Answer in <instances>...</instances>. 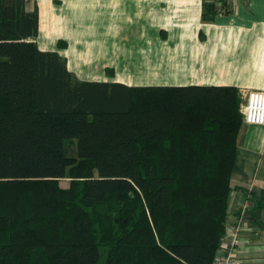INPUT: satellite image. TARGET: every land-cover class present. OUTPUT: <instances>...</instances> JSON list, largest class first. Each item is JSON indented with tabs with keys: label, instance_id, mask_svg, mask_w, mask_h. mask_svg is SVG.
<instances>
[{
	"label": "trees",
	"instance_id": "trees-1",
	"mask_svg": "<svg viewBox=\"0 0 264 264\" xmlns=\"http://www.w3.org/2000/svg\"><path fill=\"white\" fill-rule=\"evenodd\" d=\"M38 32L0 0V264H215L240 90L82 81Z\"/></svg>",
	"mask_w": 264,
	"mask_h": 264
},
{
	"label": "crops",
	"instance_id": "crops-1",
	"mask_svg": "<svg viewBox=\"0 0 264 264\" xmlns=\"http://www.w3.org/2000/svg\"><path fill=\"white\" fill-rule=\"evenodd\" d=\"M26 2L39 11V48L58 51L79 80L264 91V0ZM231 182L226 226L244 221L233 264H264V126L243 123Z\"/></svg>",
	"mask_w": 264,
	"mask_h": 264
},
{
	"label": "built area",
	"instance_id": "built-area-1",
	"mask_svg": "<svg viewBox=\"0 0 264 264\" xmlns=\"http://www.w3.org/2000/svg\"><path fill=\"white\" fill-rule=\"evenodd\" d=\"M241 110L244 114V123L264 126V91H249L246 103ZM243 225V219H239L236 223L228 226L227 231L222 238L220 247L223 249V246H225V252L217 254L215 264L234 263L232 250L239 246L242 242L240 233L243 230Z\"/></svg>",
	"mask_w": 264,
	"mask_h": 264
},
{
	"label": "rangeland",
	"instance_id": "rangeland-1",
	"mask_svg": "<svg viewBox=\"0 0 264 264\" xmlns=\"http://www.w3.org/2000/svg\"><path fill=\"white\" fill-rule=\"evenodd\" d=\"M80 72H82V71H79V73ZM84 72V71H83ZM95 73H96V71H94ZM109 74H111V72H108ZM82 74V73H81ZM87 74L90 76L91 74H90V71H87ZM83 75H85L86 76V74H83ZM97 75V74H96ZM128 86V85H127ZM246 100H247V96H245V97H243V99H242V104H241V109H243V107H244V105H245V103H246ZM61 185L63 186V187H67L68 185H69V180L68 179H62L61 180ZM244 226V225H243ZM228 228V227H227ZM226 231H227V229H226ZM244 231V227H243V230L241 231V233H240V235H241V238H242V232ZM225 235V234H224ZM242 243V242H241Z\"/></svg>",
	"mask_w": 264,
	"mask_h": 264
}]
</instances>
